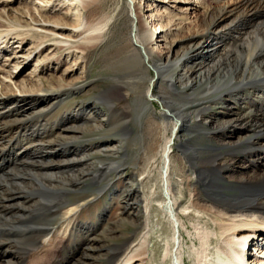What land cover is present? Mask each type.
Here are the masks:
<instances>
[{"label": "bare ground", "instance_id": "6f19581e", "mask_svg": "<svg viewBox=\"0 0 264 264\" xmlns=\"http://www.w3.org/2000/svg\"><path fill=\"white\" fill-rule=\"evenodd\" d=\"M126 1L132 47L123 61L130 66L137 62L147 73L152 68L175 97L156 98L153 81L146 94L147 102L154 97L161 103L165 109L161 115L172 126L158 154L160 186L155 182L148 187L145 182L152 181L151 175L143 173L141 179L132 174L126 185L115 187L123 170V164L115 158L122 150L117 144H124L123 138H111L96 147L95 154L105 155L99 165L92 161L97 157L88 155L105 135L103 122L110 123L116 112L115 100L120 91L117 83L111 85L113 93L103 98V107L83 105L48 122L42 114L85 84H54L47 88L28 78L21 89L13 81L32 56L49 52L50 48L44 60L49 65H62L63 60L56 58L58 53L84 54V50L102 44L109 19L86 18L84 14L96 8L91 0H60L68 10L53 13L46 8L51 3L47 0L31 2L21 10L4 5L0 9V55L8 49L3 43L14 38L20 45L32 38L33 49L23 52L22 46L20 51H13L14 61L7 71V65H0V264H26L30 255L28 264H95L103 257H107L106 264H134L137 260L146 264H186L184 254L191 264H264V15L252 18L264 13V0H238L232 8L200 16L197 22L202 32L188 38L186 50L178 56L169 50L161 57L153 56L150 45L157 33H162L164 40L170 32L164 33V26L153 23L150 27L145 23L138 26L135 0ZM48 6L52 10L57 7ZM187 10V6L181 8L182 12ZM150 16L152 19L156 15ZM69 18L76 23L74 41L58 38L53 28L49 30L51 19L65 22ZM48 40L53 44H46ZM233 40L236 42L231 45ZM21 52L22 56L17 57ZM33 61L38 67L40 60ZM180 66L184 75L177 73ZM133 76L129 74L132 87ZM124 77L116 76L114 80ZM53 80L50 78L49 84ZM202 86L206 88L205 97L190 99V92ZM147 102L139 112L150 111L153 104L148 106ZM215 105L231 115L222 119L212 113L211 106ZM203 117L202 126L209 128L203 129V134L219 145L212 146L203 158L199 157L201 151L190 148L185 182H177L172 177L174 140L178 132L199 133ZM83 140L85 144H77ZM54 153H58L57 161L34 159L36 155ZM199 161L206 167H200ZM15 166L22 168L17 174L13 172ZM69 168L71 173L67 174ZM236 174L244 176L230 181ZM177 184L187 192L185 203L178 201ZM108 190L103 212L117 197L123 205L122 214L135 227L111 248L101 245L109 237L103 215L94 223L78 220L81 209L94 201L95 195ZM81 192H89V196L81 197ZM154 212L163 214L172 230L170 238L157 243L161 244L158 256L149 246ZM183 216L192 220L190 229L186 226L193 237L186 251L180 231ZM155 223L160 225L162 220L158 218ZM99 230L103 238L94 234ZM250 244H254L251 249L255 256L247 249Z\"/></svg>", "mask_w": 264, "mask_h": 264}, {"label": "rangeland", "instance_id": "374dc122", "mask_svg": "<svg viewBox=\"0 0 264 264\" xmlns=\"http://www.w3.org/2000/svg\"><path fill=\"white\" fill-rule=\"evenodd\" d=\"M47 1L51 2L48 5L57 6L52 10L47 5V10L49 9V11L52 13L54 11L58 12L59 10H68V6L63 4L66 2V0H63V3L61 4L59 3L60 0ZM31 2L38 3V0H0V9L4 5H7L6 7L9 9L14 8L21 10L27 6L29 7ZM237 2L238 0H189L186 3H184L183 0H135L134 10L136 17L138 18V26H141V23H145V27H150L153 23L164 26V33L166 31L170 32V34L166 35L164 40L160 37L162 33L161 35L158 33L155 35L154 40L150 45V51L153 53V56L161 57L165 52H169V50L172 55L178 56L186 50L188 38L191 35H198L202 32V28L197 22L200 16L209 13L210 11H218V9L224 7L232 8ZM91 3H94V7L96 8L93 11L84 14L88 20H92L95 17H105L109 19L110 27L108 30L106 28L107 31L105 30L107 35L104 42L100 45H95L84 50V54H76L72 52L67 55H61V53H58L56 58L63 60L62 65H56V63L49 65L48 62L44 60V57L47 55V53L52 51L50 48L49 52L46 50L40 53L37 57L32 56L26 62V64L22 66V71L17 76L13 77V81H16V84L19 86V88L24 87L22 82L28 78L36 80V82L40 83L42 87L47 88L54 84L66 86L82 85L81 82L85 84L74 94L66 97L63 102L61 101L57 103L55 106L49 108L42 114L43 118L48 122H52L59 116L69 113L76 107H81L83 105L99 108L103 107V98L113 93L111 85L113 83H117V85L120 87V91L118 92L117 100H115L116 112L114 115H112L110 123L103 122L105 123V127H103L102 130L104 131L105 135L101 137L102 139H100V141L94 143L95 146L89 151L88 155L94 156V158L97 157L98 161L96 159H93L92 161L94 165H99L100 162H104L105 155L104 153L95 154L94 150L96 147L101 146V144H104L111 138L116 141H118L119 138H123L124 144H117V146L122 150L118 155L116 154L117 157H115L123 164V170L119 175L120 177L118 176V180L116 179V176V178H114L116 179V182H114L115 187L120 189V187L126 185L128 182L127 178H130L132 174L134 175L135 179H141L143 177V173L151 175L152 181L145 182L147 185L149 184L148 187L155 182H157V184L160 186L158 183V171L160 169L158 154H160L166 140L169 138L172 126L170 120H164L161 115V113H163L165 110L161 103L156 102L154 97H152L148 103L146 94L148 88L151 87V81H153V94L156 98L158 96L161 98L169 96L170 98L175 99L174 94L168 89L165 81L160 82V79H158V77L155 75V72L152 70V68H149V72L147 73L138 67L137 62H133L130 66L128 63L123 61L125 53L132 47V42L130 40L131 15L129 7L127 6V1L91 0ZM183 6H187L188 10L186 12L181 11ZM147 8L150 10H146ZM152 14L156 16H153L152 19H150V15ZM257 15L254 14L252 18L257 17L258 19H261L264 13H261V15L259 13ZM51 21V27L49 30H52L53 28L54 31L58 33V38L67 39L69 41L75 40L73 38V32L76 28V23L74 20L69 18L65 20V22H55L53 19H51ZM158 32L162 31L158 30ZM29 38L30 37H28L21 45L16 42L15 39L17 38H14V40L10 39L8 44L3 43L6 44L8 48L0 55V65H7V68L6 66L4 67V71H7L13 64V51H20V47L23 46L22 49L23 52H25L29 48L33 47V42L31 43L32 38ZM36 42L39 43V39H36ZM234 42L236 41H231V45H234ZM46 44L51 45L53 44V41L48 40ZM18 46L19 48H16ZM20 54H22V52L18 53L16 56L21 57L22 55ZM35 58L40 60L39 63L36 64L38 67H34L35 63L33 60ZM4 71L2 72L5 73ZM130 73H132L134 75L133 77L135 78L131 79V81L134 82L133 87L129 85L131 78L129 77ZM177 73L184 75V68L182 66L177 68ZM122 75H126V77L114 80L116 76L118 77ZM50 78L54 79L52 84H49L50 82L48 80H50ZM44 81L47 82L45 85L43 83ZM205 89L206 88H204V86L195 88V90L190 92V99H201L205 97ZM255 99L259 101L258 98ZM145 102L148 103V106H150L152 103L153 107L150 106L151 109L148 112H139V108L142 107ZM217 102L220 103V100ZM211 108V112L218 113L222 119L223 117L231 115L227 113L226 110L221 108L220 105L211 106ZM205 118L200 120V126L202 128L200 129L201 133L196 132L193 134L191 132H178V138L174 140L171 154L172 177L177 182H185V176L187 175L186 170H188L189 166L187 158L190 154V148H195L201 151L199 152V157L203 158L202 156H205L208 153L210 154L212 146L218 147L219 145L216 140L214 141V139L211 140L208 138L209 135L203 134L204 130H209L206 125H203L204 128L202 126L203 122H205ZM114 125H118L120 128L117 130L113 129L112 127ZM232 127L235 126L232 125ZM244 129L249 130L250 134V128L246 127ZM230 130L231 129H229V131ZM86 143H89V141H86ZM77 144H85V141H79ZM54 154L52 156L44 155L43 157L36 155L34 159L43 161L44 159L46 160L50 158L51 160L57 161L58 153ZM8 157L9 156H7V158ZM199 165L202 168L206 167V164L201 163V161H199ZM4 166H7V164L5 163ZM13 168V172H15V174H17V172L22 169L20 166H15ZM231 170L232 167L228 171ZM70 171V168L66 169L67 174L71 173ZM226 176H228V174ZM242 176L244 175L238 176V174H236L233 180H229L237 181ZM142 187L144 188V186ZM142 187L141 190H143ZM158 189L159 192H161V188ZM108 193L109 190L100 193L99 195H95V200L88 203L81 209L78 215V220L85 223H94L96 222L98 216L103 215V227L108 231L109 237L104 238L103 242H101V245L106 248H111L112 245L129 236L135 227L132 226V224L122 214L123 205L118 203L117 197L113 198L107 210L103 212V208L105 207L106 201L109 197ZM116 194H118V192ZM79 195H81V197H87L89 196V192H81ZM70 196L72 197L73 195L70 194ZM177 197L179 198V202L182 201L185 203L188 200L186 190L182 185L179 184H177ZM184 203H182V205H184ZM155 204L154 208H157ZM190 214L193 215L194 212H191ZM158 218L162 220L160 225L155 223ZM182 219L184 225H181L180 231L183 236V248L186 251L187 247H191V241L193 238L191 234H188L189 230L186 228V226L190 229L192 220L190 221L186 216H183ZM151 221V242L149 246L152 251L154 250L153 253L158 256L161 253V244L157 245V243H160V240L170 238L172 230L163 214L158 212L152 213ZM108 225L110 228H108ZM94 234L97 236H102V238L104 237L100 230L98 232L96 231ZM250 245L253 246L254 244ZM30 256L27 257L26 264L29 263ZM103 258L104 260L101 262H96L95 264H106L105 262L107 257ZM184 258L186 264H191V260L186 257V254H184ZM139 262L140 261L137 260L134 264L147 263L145 261Z\"/></svg>", "mask_w": 264, "mask_h": 264}]
</instances>
